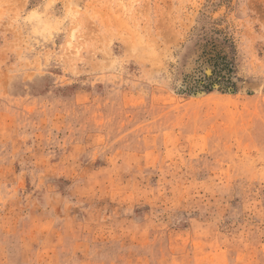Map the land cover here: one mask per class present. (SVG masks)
<instances>
[{
  "label": "rangeland",
  "instance_id": "rangeland-1",
  "mask_svg": "<svg viewBox=\"0 0 264 264\" xmlns=\"http://www.w3.org/2000/svg\"><path fill=\"white\" fill-rule=\"evenodd\" d=\"M0 264H264V0H0Z\"/></svg>",
  "mask_w": 264,
  "mask_h": 264
},
{
  "label": "trees",
  "instance_id": "trees-1",
  "mask_svg": "<svg viewBox=\"0 0 264 264\" xmlns=\"http://www.w3.org/2000/svg\"><path fill=\"white\" fill-rule=\"evenodd\" d=\"M214 84H212L211 82H207L206 85H203L204 88L206 89H211V87H213Z\"/></svg>",
  "mask_w": 264,
  "mask_h": 264
}]
</instances>
